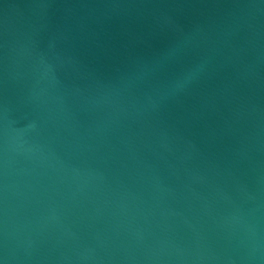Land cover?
<instances>
[{"label":"water","instance_id":"1","mask_svg":"<svg viewBox=\"0 0 264 264\" xmlns=\"http://www.w3.org/2000/svg\"><path fill=\"white\" fill-rule=\"evenodd\" d=\"M3 264H264V0H0Z\"/></svg>","mask_w":264,"mask_h":264},{"label":"snow or ice","instance_id":"2","mask_svg":"<svg viewBox=\"0 0 264 264\" xmlns=\"http://www.w3.org/2000/svg\"><path fill=\"white\" fill-rule=\"evenodd\" d=\"M0 264H3V262H2V261H0Z\"/></svg>","mask_w":264,"mask_h":264}]
</instances>
